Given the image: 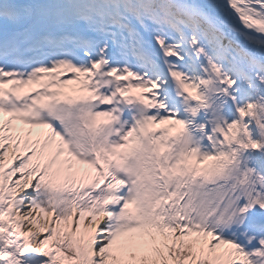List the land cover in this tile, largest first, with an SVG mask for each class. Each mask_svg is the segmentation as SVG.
<instances>
[{
	"label": "snow or ice",
	"instance_id": "obj_1",
	"mask_svg": "<svg viewBox=\"0 0 264 264\" xmlns=\"http://www.w3.org/2000/svg\"><path fill=\"white\" fill-rule=\"evenodd\" d=\"M0 264H264V0H0Z\"/></svg>",
	"mask_w": 264,
	"mask_h": 264
}]
</instances>
